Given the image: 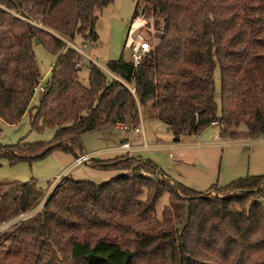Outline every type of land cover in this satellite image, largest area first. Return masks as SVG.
<instances>
[{
  "label": "trees",
  "instance_id": "16d2710c",
  "mask_svg": "<svg viewBox=\"0 0 264 264\" xmlns=\"http://www.w3.org/2000/svg\"><path fill=\"white\" fill-rule=\"evenodd\" d=\"M111 1L0 0L51 15L49 24L71 40L77 34L95 39V10ZM139 1L153 15L165 13L156 21L161 36L136 66L123 55L109 59L111 74L62 37L0 7V119L15 124L28 111L31 129L55 130L48 142L0 143V157L10 164L53 151L78 158L83 134L136 126L138 105L146 103L174 142L214 122L220 137L264 136V0ZM35 39L55 59L31 108L40 81ZM83 67L87 85L79 79ZM88 164L121 173L100 183L63 176L36 212L0 231V264H264V173L198 192L140 155ZM164 192L168 204L157 217ZM43 196L33 179L0 180V225Z\"/></svg>",
  "mask_w": 264,
  "mask_h": 264
},
{
  "label": "rangeland",
  "instance_id": "374dc122",
  "mask_svg": "<svg viewBox=\"0 0 264 264\" xmlns=\"http://www.w3.org/2000/svg\"><path fill=\"white\" fill-rule=\"evenodd\" d=\"M66 6V7H65ZM144 6L146 20L139 30L140 34L145 37L150 43H154L161 36V32L157 29L158 24L164 17L165 13L158 12L153 15L151 7L148 4H142L139 0H112L110 3L103 6L100 10H95L97 13V22L95 24L96 38L90 40L83 38L81 35H76L72 40L66 35L56 30L49 21L52 20L51 15L49 20L44 15H35L30 12L29 7L25 5L7 6L0 2V7L12 12L13 14L30 21L39 26L43 31L62 37L67 44L74 42L84 51L81 53L86 60L89 54L98 62V66L108 74H111L106 69V62L109 59L118 58L120 55L126 57L128 48L125 46V39L129 23L133 17L135 10L140 14V7ZM64 9L69 11L70 4L64 5ZM144 17V19H145ZM59 18H57L58 20ZM148 21V23L146 22ZM33 50L36 57V70L40 76L47 77L55 55L51 53L42 42L33 43ZM87 54H86V53ZM80 81L88 84V69L83 67L78 72ZM215 82V100L219 104L220 92V71L216 66L214 70ZM41 81V79H40ZM39 81V83H40ZM43 83V82H42ZM41 83V85H42ZM41 97V91L38 90L32 99L31 106L38 104ZM144 109V115L147 116V109ZM34 109L31 110V115ZM155 120L144 118L143 124L147 133L146 143L152 145L149 148H144L132 154H139L141 157L152 159L160 168L168 172L176 181L181 182L187 187L198 191L206 192L213 185L224 186L229 182L246 177L249 175H258L264 173V136L259 138H235L220 137L219 133L215 135L218 127H209L203 133L202 140L212 141L211 144L203 146L190 145L185 146L182 150L171 149L163 150L158 148L157 144L166 141L170 134L166 131V125L154 117ZM141 129V127H140ZM239 130H244L243 125ZM53 128H45L41 131L31 129L30 113L22 117L15 124H7L0 121V143L5 145L17 144L22 142L50 141L54 136ZM132 133L124 129H108L97 132H89L82 135V141L85 151H102L106 147L115 146L123 138H129ZM141 136V134H137ZM141 138V137H140ZM196 137H187L183 140H194ZM141 140V139H140ZM134 142H132L133 144ZM143 144V141H140ZM55 152V151H53ZM48 153L44 158L35 159L32 161H19L15 164H10L5 157H0V180H18L29 181L31 179L37 182L38 187L44 191V196L37 206L25 212L18 217L4 222L0 225V231L6 228L10 223L18 218L27 217L30 213L36 212L41 203L48 197L47 190L60 181V178H55L57 171H65V175L73 180H91L97 183L106 181L107 179L121 173L110 169H96L91 167L88 162L91 158L103 159L113 157L116 154H92L86 162H81L73 165L75 157L73 155H64L62 153ZM168 154H171L172 158ZM179 154H186L188 164L172 163L177 159ZM84 156V154L82 155ZM203 158V162L198 159ZM168 165L170 168L168 169ZM53 173V174H52ZM52 176H49L51 175ZM51 184V186H49ZM211 192V195H214ZM168 204V193L164 192L155 206V216L160 217L161 211Z\"/></svg>",
  "mask_w": 264,
  "mask_h": 264
},
{
  "label": "crops",
  "instance_id": "0c3cea01",
  "mask_svg": "<svg viewBox=\"0 0 264 264\" xmlns=\"http://www.w3.org/2000/svg\"><path fill=\"white\" fill-rule=\"evenodd\" d=\"M86 53V52H85ZM87 54V53H86ZM88 56H86L87 58H89L90 60H92V61H94L95 63H97V65H98V62L96 61V60H94L89 54H87ZM100 67V66H99ZM46 74V73H45ZM45 74L43 75V76H40V79H41V81H40V84L43 82V80L46 78V76H45ZM38 92V90H35V92H34V95H35V93H37ZM34 95H33V98H34ZM41 95H42V91H41ZM32 98V99H33ZM41 98V97H40ZM39 102V101H38ZM31 104H32V100H31V103H30V107L31 108H33L32 106H31ZM143 107L145 108V109H147V111H145V112H147V116H145L144 115V109H143ZM32 110V109H31ZM138 111H139V122H138V126L139 127H141V131L140 132H133V131H129V132H132V133H137V134H141V136H139V135H131L128 139L127 138H123V139H121L118 143H117V145H115V146H110V147H106L105 149H103L102 151H100V150H95V151H85V153H84V155H86V156H88V157H90L92 154H97V153H103V154H116V155H119V154H123V153H126V151H122V150H120L119 149V145L122 143V142H129V144H130V147H131V150H129V151H127L128 153H130V154H132V152H138V151H141L142 149H144V148H149L150 146H152V145H148L147 143H146V138H147V133L145 132V126H144V124H143V122L142 121H144V118H147V119H149L150 118V121L151 120H155V121H157L156 119H154V117L155 118H157L156 116H155V113L153 112V110L151 109V106H150V104L149 103H146V104H142V105H138ZM27 113H30V112H25V114L23 115V116H25ZM22 116V117H23ZM22 117H21V119H22ZM20 119V120H21ZM19 120V121H20ZM0 121H2L1 119H0ZM4 122V121H3ZM215 127V126H217L218 127V125L216 124V123H212L210 126H208L207 128H209V127ZM167 127V126H166ZM206 128V129H207ZM109 129H122L121 127H120V125H115L114 127H111V128H109ZM206 129L204 130V131H202L200 134H198V135H194V134H192V135H184V136H182L180 139H179V141L178 142H174L173 141V139H172V133L170 132V130L168 129V128H166V131L170 134V136H168V139L166 140V141H163V142H160L159 144H157V145H155V146H157L158 148H162L163 150H171V149H177V150H182L185 146H190V145H196V146H198V145H200V146H203V145H207V144H211V142L212 141H204V140H202V136H203V133H205L206 132ZM106 130H108V129H106ZM105 130V131H106ZM126 131V130H125ZM216 134L215 135H217L218 133H219V129L215 132ZM141 137V138H140ZM184 137H185V139L187 138V137H196L194 140H183L184 139ZM143 141V144H140V141L141 140ZM244 139H246V138H244ZM247 139H251V138H247ZM132 142H134L133 144H132ZM53 153H62V154H64V155H66V156H68V155H70V154H68V153H64V152H61V151H55V152H53ZM115 155V156H116ZM136 155V154H135ZM137 155H139V154H137ZM169 155V157L170 158H172V156H171V154H168ZM114 157V156H113ZM108 158H111V157H108ZM103 159H107V158H103ZM75 160H76V158H75ZM200 162H203V158H201L200 157V159H198ZM180 163V164H188V162H187V159H186V154H179L178 155V157H177V159H175L174 160V162H172V163ZM75 164H77L76 163V161H74L73 162V165H75ZM170 168V166L168 165V169ZM162 169V168H161ZM163 170V169H162ZM166 172V171H165ZM166 173H168V172H166ZM53 174V173H52ZM52 174L51 175H49V176H52ZM65 175V171H61V172H59V171H57V174H56V177L55 178H60L59 176H64ZM171 176V175H170ZM172 177V176H171ZM49 186H51V184L49 185ZM53 190V186L52 187H49L48 188V190H47V195L48 194H50L51 193V191Z\"/></svg>",
  "mask_w": 264,
  "mask_h": 264
},
{
  "label": "built area",
  "instance_id": "2783aa9c",
  "mask_svg": "<svg viewBox=\"0 0 264 264\" xmlns=\"http://www.w3.org/2000/svg\"><path fill=\"white\" fill-rule=\"evenodd\" d=\"M145 13L142 11L140 14H136L132 17L129 27L127 30V36L125 39V46L128 48L129 53V59L133 62V65L136 66L141 57L145 52H147L150 47L151 43L145 39L144 36H142L139 32V30L142 28L143 23L145 22L146 18ZM145 17V19H144ZM148 23V21H146ZM69 45L78 50L80 53H83L81 47L76 45L73 41L69 42ZM78 65V63H77ZM34 90H43V86L39 83ZM216 123V122H214ZM217 124V123H216ZM120 127L126 131H133V132H140L141 129L138 125L131 126L129 123H123L119 124ZM119 149L122 151H129L131 150L129 142H122L119 145ZM88 159V156H79L76 158V163L86 162Z\"/></svg>",
  "mask_w": 264,
  "mask_h": 264
},
{
  "label": "water",
  "instance_id": "95a60500",
  "mask_svg": "<svg viewBox=\"0 0 264 264\" xmlns=\"http://www.w3.org/2000/svg\"><path fill=\"white\" fill-rule=\"evenodd\" d=\"M143 8H144V6H141V7H140V12H142V11H143ZM34 42H35V43H37V42H38V40H37V39H35V41H34ZM125 59H127V60L129 59V53H128V52H127V55H126ZM47 198H48V197H47ZM47 198H46V199H47ZM46 199H45V200H46ZM45 200H44V201L41 203V205H42V204L45 202ZM263 201H264V197H263ZM30 214H31V213H30ZM30 214H29V215H30ZM29 215H28V216H29ZM17 220H19V218H18ZM17 220H16V221H17ZM12 223H13V222H12ZM10 224H11V223H10Z\"/></svg>",
  "mask_w": 264,
  "mask_h": 264
}]
</instances>
